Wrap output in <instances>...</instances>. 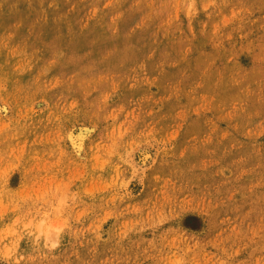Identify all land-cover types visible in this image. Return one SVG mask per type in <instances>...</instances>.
<instances>
[{
  "label": "rangeland",
  "instance_id": "rangeland-1",
  "mask_svg": "<svg viewBox=\"0 0 264 264\" xmlns=\"http://www.w3.org/2000/svg\"><path fill=\"white\" fill-rule=\"evenodd\" d=\"M0 264H264V0H0Z\"/></svg>",
  "mask_w": 264,
  "mask_h": 264
}]
</instances>
